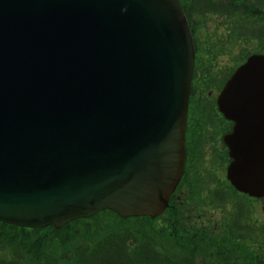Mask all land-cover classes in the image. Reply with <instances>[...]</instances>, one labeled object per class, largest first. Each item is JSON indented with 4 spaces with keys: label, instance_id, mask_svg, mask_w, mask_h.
Here are the masks:
<instances>
[{
    "label": "water",
    "instance_id": "water-1",
    "mask_svg": "<svg viewBox=\"0 0 264 264\" xmlns=\"http://www.w3.org/2000/svg\"><path fill=\"white\" fill-rule=\"evenodd\" d=\"M195 47L178 0H0V221L160 216L184 172ZM227 175L264 196V54L218 97Z\"/></svg>",
    "mask_w": 264,
    "mask_h": 264
},
{
    "label": "trees",
    "instance_id": "trees-1",
    "mask_svg": "<svg viewBox=\"0 0 264 264\" xmlns=\"http://www.w3.org/2000/svg\"><path fill=\"white\" fill-rule=\"evenodd\" d=\"M178 1L197 51L179 186L183 200L174 198V209L155 220L105 210L60 229L0 221V264H249L240 245L264 264V223L256 205L220 176L227 158L220 131L230 126L213 95L250 51H264V0ZM224 55L239 60L215 67Z\"/></svg>",
    "mask_w": 264,
    "mask_h": 264
},
{
    "label": "rangeland",
    "instance_id": "rangeland-1",
    "mask_svg": "<svg viewBox=\"0 0 264 264\" xmlns=\"http://www.w3.org/2000/svg\"><path fill=\"white\" fill-rule=\"evenodd\" d=\"M251 52V51H250ZM236 53H238L237 55H240L239 52L237 51ZM244 53V52H243ZM229 56H223V58L220 60V64L219 67L221 68H227L229 65L234 64V62H237L239 59L237 60H233V59H229ZM257 216L260 220L264 221V205H260L259 207H257ZM222 247H227V244L221 245ZM243 252V254L245 255V252L248 253L247 259L249 261V264H259L261 261L258 260L255 256V258H253L250 254H249V250L250 249L247 245H240L239 246Z\"/></svg>",
    "mask_w": 264,
    "mask_h": 264
},
{
    "label": "flooded vegetation",
    "instance_id": "flooded-vegetation-1",
    "mask_svg": "<svg viewBox=\"0 0 264 264\" xmlns=\"http://www.w3.org/2000/svg\"><path fill=\"white\" fill-rule=\"evenodd\" d=\"M229 124V126H230V128H227L226 130H221L220 132H221V134H222V136H221V141H222V147L224 148V150H225V153H226V161H225V167L229 164V157H228V152H227V148H226V146H225V144H224V137L227 135V134H230L231 132H232V130H233V124L231 123H228ZM228 130V131H227ZM186 141H187V139H186ZM210 149V147L207 145V147H206V151H208ZM210 153H208V155H209ZM209 158H211V156H208ZM187 158V157H186ZM210 159H208V161H209ZM208 163V162H207ZM209 164V163H208ZM222 173V172H221ZM220 176H222V178H224V180L228 183V181H227V178H226V176L225 175H223V174H221ZM229 185V184H228ZM180 187L182 188V186L180 185ZM180 187H179V189H178V196H177V198H178V200H182L183 199V196L184 195H182V192H181V190H180Z\"/></svg>",
    "mask_w": 264,
    "mask_h": 264
}]
</instances>
